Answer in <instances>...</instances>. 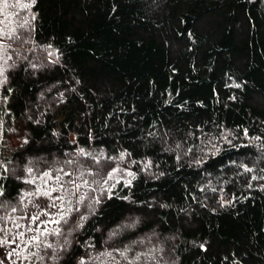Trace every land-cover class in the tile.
<instances>
[{
	"label": "trees",
	"instance_id": "trees-1",
	"mask_svg": "<svg viewBox=\"0 0 264 264\" xmlns=\"http://www.w3.org/2000/svg\"><path fill=\"white\" fill-rule=\"evenodd\" d=\"M11 10L0 156L25 142L0 159V227L53 179L44 264H264V0Z\"/></svg>",
	"mask_w": 264,
	"mask_h": 264
},
{
	"label": "rangeland",
	"instance_id": "rangeland-1",
	"mask_svg": "<svg viewBox=\"0 0 264 264\" xmlns=\"http://www.w3.org/2000/svg\"><path fill=\"white\" fill-rule=\"evenodd\" d=\"M13 19L15 20L11 0H0V79L6 66L8 32L14 27ZM24 142L21 135H6L2 141V164ZM110 177L130 181L131 171L114 165ZM38 183L41 189L39 193L26 199L25 214L11 213L7 226L0 227V241H3L0 243V264H44L41 253L42 236L65 211L66 206L63 193L53 179L38 180ZM49 192L50 196L45 195ZM34 217L38 219L34 220Z\"/></svg>",
	"mask_w": 264,
	"mask_h": 264
},
{
	"label": "snow or ice",
	"instance_id": "snow-or-ice-1",
	"mask_svg": "<svg viewBox=\"0 0 264 264\" xmlns=\"http://www.w3.org/2000/svg\"><path fill=\"white\" fill-rule=\"evenodd\" d=\"M33 2H34V0H33ZM45 175H48V174L46 173ZM57 179H59V177H57ZM76 187H77V189H78V188H79V185H77ZM53 191H56V189H53ZM45 195H49V196H50L51 193H50V192H49V193H45ZM56 199H60V197H56ZM81 199H83V197H81ZM33 219H34V220H35V219H38V217H34ZM61 219H63V216L61 217ZM65 222H66V221H65ZM0 243H3V241H0Z\"/></svg>",
	"mask_w": 264,
	"mask_h": 264
}]
</instances>
